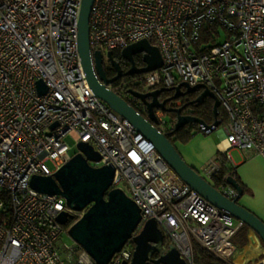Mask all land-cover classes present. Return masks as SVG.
Listing matches in <instances>:
<instances>
[{
  "label": "built area",
  "instance_id": "built-area-1",
  "mask_svg": "<svg viewBox=\"0 0 264 264\" xmlns=\"http://www.w3.org/2000/svg\"><path fill=\"white\" fill-rule=\"evenodd\" d=\"M83 1L0 0V264H98L77 242L63 241L70 227L59 218L73 213L67 199L32 186L35 176H53L73 158L68 137L99 152L94 166L116 169L112 189L129 186L143 214L136 235L156 219L189 264H208L197 260L195 243L236 264L234 237L245 222L194 190L92 89L79 45ZM141 40L160 48L164 65L135 83L157 90L206 85L227 119L229 148L220 151L227 162L232 149L264 157V0L95 1L93 54ZM39 81L48 87L44 94ZM129 86L111 89L119 94ZM157 117L161 132L175 129L164 111ZM225 165L219 155L204 173L212 180ZM221 190L237 195L227 181ZM135 250L132 238L110 264H130ZM254 264H264V250Z\"/></svg>",
  "mask_w": 264,
  "mask_h": 264
},
{
  "label": "water",
  "instance_id": "water-1",
  "mask_svg": "<svg viewBox=\"0 0 264 264\" xmlns=\"http://www.w3.org/2000/svg\"><path fill=\"white\" fill-rule=\"evenodd\" d=\"M96 0H84L80 18L79 45L83 64L95 94L106 102L112 109L129 120L136 129L152 142L164 159L194 190L198 191L212 204L245 222L264 242V220L252 210L241 204L244 188L233 176L227 184L237 191L232 198L218 188L197 168L190 165L177 144L170 136L159 130L157 110L176 112V130H181L189 124L205 125L206 131L213 132L221 124V100L210 88L204 84L191 86L187 83L176 87L177 93L171 99H179L183 95L204 89L196 100L198 104L207 97L215 100L216 121L213 125L192 115L183 114V108L170 109L168 101H161L160 94L169 89H159L149 93L132 92L145 101L148 112H139L129 101L112 90L109 86L118 79L122 72L113 80H109L103 67L104 52L99 50L93 54L91 47V17ZM144 53L146 67L137 68L134 57ZM109 57L114 60V51H109ZM122 55L134 63L129 74H143L161 68L164 65L163 55L158 46L149 40H141L122 50ZM101 77L98 78L97 73ZM42 94L48 91L44 81L38 82ZM186 87L187 91H182ZM151 98L152 100L148 99ZM101 160L95 148L88 143L79 145V152L53 176H35L32 186L44 193L62 195L67 199L69 208L59 218L60 223L69 225L76 218V212L84 213L69 229L70 236L80 244L97 261L98 264H110L114 256L120 252L133 238L136 243L134 258L130 264H189L182 257L179 248L172 244L164 248L165 234L156 219L144 223L139 234L136 235L143 223L141 208L122 188H113L116 169L113 166L97 167L92 162ZM254 239V237H252ZM156 252L160 258L154 259ZM128 264V263H125Z\"/></svg>",
  "mask_w": 264,
  "mask_h": 264
},
{
  "label": "crops",
  "instance_id": "crops-1",
  "mask_svg": "<svg viewBox=\"0 0 264 264\" xmlns=\"http://www.w3.org/2000/svg\"><path fill=\"white\" fill-rule=\"evenodd\" d=\"M177 146L186 161L197 168L205 177L204 167L212 159L218 157L220 151L225 152L229 148V144L225 140L215 142L202 134L195 135L190 143L179 140ZM234 152L238 153V158ZM230 153L233 161L228 160L227 162L225 159V162L229 167H234V165L237 167V177L245 187L241 204L264 220V206L252 202L257 199L264 200V157L240 149H232Z\"/></svg>",
  "mask_w": 264,
  "mask_h": 264
},
{
  "label": "flooded vegetation",
  "instance_id": "flooded-vegetation-1",
  "mask_svg": "<svg viewBox=\"0 0 264 264\" xmlns=\"http://www.w3.org/2000/svg\"><path fill=\"white\" fill-rule=\"evenodd\" d=\"M113 55H114V60L116 61L117 65H114L113 60L109 57L108 53H104L103 67H104L105 74L109 80H113L114 78H116L119 75L120 70H121L122 74L118 79L112 81V83L110 84L109 87L113 88V87L119 86L121 84H127L129 86V84H130L128 89L126 91H122L121 93H119V95H121L127 101L132 102L133 105L140 107L144 113H147L148 109H147V106L145 104V101L142 98L134 95L132 92L146 94V93L155 91L157 89H147V87L145 85L135 83V81L137 79H139L142 76V74H129L128 73L133 68L134 63L132 61L126 59L122 55V53L119 54L118 52L114 51ZM134 59H135V63H136L137 68L141 69V68L146 67V63L144 61V53L143 54H137L134 57ZM97 75H98V78L101 80V77L99 76L98 73H97ZM168 89L169 90H166L160 94V100L162 102L165 100H169L167 103L168 108H170V109L171 108L172 109L173 108L174 109L183 108V114L186 115V114H188L187 112L189 111V110H187V106L189 104L193 103V105H196L197 107L200 106V105H198V102H196L195 100H196V98H198L202 95V93L204 92V89H202L198 92H195V93L183 95L179 99H171L177 93L176 88L172 87V88H168ZM182 91L186 92L187 88L183 87ZM148 99L152 100L151 98H148ZM212 101H214V98L207 97L204 100L203 104L205 105V104L210 103ZM190 111H192V110L190 109ZM220 111H221V108H220ZM164 114H165V117H166V115L170 116L171 120H169V122H173V121H175V119H177L176 118L177 113L175 111L174 112H168L167 114H166V112H164ZM188 115H190V114H188ZM240 202H241V200H240ZM172 244H173L172 240L165 234L164 248L168 249L170 247V245H172ZM160 256H161V254L159 252H156L154 254L153 258L158 259V258H160Z\"/></svg>",
  "mask_w": 264,
  "mask_h": 264
},
{
  "label": "trees",
  "instance_id": "trees-1",
  "mask_svg": "<svg viewBox=\"0 0 264 264\" xmlns=\"http://www.w3.org/2000/svg\"><path fill=\"white\" fill-rule=\"evenodd\" d=\"M116 52H118L119 54L122 53V49H117L114 50ZM199 98V97H198ZM197 98V99H198ZM130 104L133 105L132 102H130ZM200 106H196L192 104H189L187 106V110H189L187 113L190 115H197L198 117L205 119V121L210 125H213L216 121V116H215V100L207 103V104H198ZM139 112L144 113L143 110L140 107H137L135 105H133ZM186 108V107H185ZM190 109L192 111H190ZM168 112H166L167 114ZM146 114V113H144ZM186 114V115H188ZM177 118V115H176ZM220 119L222 120V124L224 125L227 121L225 113L221 110V114H220ZM177 119H175V121H173V123H176ZM211 121V122H209ZM221 124V125H222ZM196 126V124H195ZM184 128H182L181 130H176L174 129L173 131H171L168 135L170 136L171 140L177 144V142L180 140L184 143H188V141L190 142L192 137L195 136L197 133H201L203 132L201 130V128H197V132L194 133V135H192L191 137H189L188 139H183L182 136H176L177 132L182 131ZM175 137V138H173ZM220 158L222 159L223 162H225L226 159V155L224 153H220ZM235 177L238 181L239 178L237 177V174L235 172L234 167H229L227 164L225 166H223V168L217 172L216 174H214V176L212 177V183L215 184L218 188H221L222 185L226 184V181L228 180L227 178L229 177ZM227 179V180H226ZM240 182V181H239ZM240 184L242 185V183L240 182ZM242 187L245 190V187L242 185ZM80 219V217H76L75 219L71 220L70 224L68 225V227H71L73 224H75L78 220ZM253 230L248 226V225H244V227L238 232V234L234 237V242L237 244L238 246V250H240L242 247H248L251 242V235H252ZM239 235V236H238ZM238 236V237H237ZM237 237V239H235ZM195 251H196V258L199 262H206L208 264H225L222 261H219L214 255H212L207 249H205L203 246H201L199 243H195Z\"/></svg>",
  "mask_w": 264,
  "mask_h": 264
},
{
  "label": "rangeland",
  "instance_id": "rangeland-1",
  "mask_svg": "<svg viewBox=\"0 0 264 264\" xmlns=\"http://www.w3.org/2000/svg\"><path fill=\"white\" fill-rule=\"evenodd\" d=\"M221 40L223 41L224 38ZM141 54H143V53H141ZM196 100H197V98H196ZM192 116L198 117L195 114H193ZM165 118L167 121L171 120L169 115H166ZM198 118H200V117H198ZM203 120H205V119H203ZM209 122H211V121H209ZM198 127L201 128L200 124H196V126H195V124H189L186 127H184V129L182 131L177 132L176 136H179V137L182 136L183 139L184 138L188 139L189 137L194 135V133L197 132ZM224 128H225V125L222 124L215 131H213L209 134H206L205 132H201L200 134L207 136V138H211L215 142H223V140L225 138V134L223 131ZM197 134H199V133H197ZM194 137L195 136H193L192 139ZM192 139H191V141H192ZM67 142L70 144V146L72 148L71 154L74 156V154H76L79 151V146H78V144H76V142L71 137L67 138ZM188 143H190V142L188 141ZM234 154L238 158V153L234 152ZM48 164L50 165V167L53 170L55 169V165L53 164L52 161H49ZM121 188L124 189L128 195H130L129 186L127 184H125V183L121 184ZM252 202L256 203V204H261L262 206H264V200L262 201V200L257 199V200L252 201ZM252 234L254 237V239H252V235H251V239L253 242H251V244L248 247H242L240 250H238L235 258L233 259L236 264H254L255 262H257L261 259V255H262V252L264 250V242L260 238V236L258 234H256L254 231L252 232ZM237 237L235 239H237ZM63 241H65L66 243H69L71 245H74V243H75L74 239L69 235V233H66V235L63 237Z\"/></svg>",
  "mask_w": 264,
  "mask_h": 264
}]
</instances>
